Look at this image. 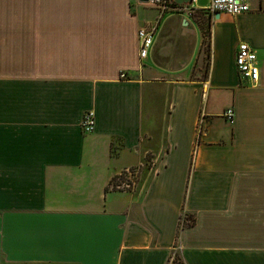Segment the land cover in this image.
<instances>
[{
	"label": "crops",
	"instance_id": "0c3cea01",
	"mask_svg": "<svg viewBox=\"0 0 264 264\" xmlns=\"http://www.w3.org/2000/svg\"><path fill=\"white\" fill-rule=\"evenodd\" d=\"M249 2L217 18L0 0V264H264V0Z\"/></svg>",
	"mask_w": 264,
	"mask_h": 264
},
{
	"label": "built area",
	"instance_id": "2783aa9c",
	"mask_svg": "<svg viewBox=\"0 0 264 264\" xmlns=\"http://www.w3.org/2000/svg\"><path fill=\"white\" fill-rule=\"evenodd\" d=\"M198 0H193L190 5H178L172 0H148L146 5L155 8L163 16L168 12L189 13L195 10L194 4ZM212 14L225 13L232 16L248 13L251 11L249 0H209L208 5L200 9ZM140 52L139 56L142 61L148 58L149 52L154 43L155 29H141L139 31ZM236 66L238 73L242 79L250 83L256 84L260 80V68L258 66V56L256 51L246 42L238 45L236 53ZM126 75H122L125 78ZM224 117L232 122L235 118L234 109H228L224 113ZM86 132L94 130L95 117L93 112H88L82 123ZM173 259V257H172Z\"/></svg>",
	"mask_w": 264,
	"mask_h": 264
},
{
	"label": "rangeland",
	"instance_id": "374dc122",
	"mask_svg": "<svg viewBox=\"0 0 264 264\" xmlns=\"http://www.w3.org/2000/svg\"><path fill=\"white\" fill-rule=\"evenodd\" d=\"M209 0H199L198 1V5L200 7H204L208 4ZM204 33L206 34V37L209 36V29H208V23L202 21V23L200 24ZM138 170H134L133 172H127V171H124L122 172L120 175H118V178L115 180V184H119V186H117L116 188L117 189H131V188H134L136 182L138 181ZM114 184V185H115ZM188 220V218H187ZM180 260V257H178L177 255H174L173 256V259H172V263L173 264H176L178 263Z\"/></svg>",
	"mask_w": 264,
	"mask_h": 264
},
{
	"label": "water",
	"instance_id": "95a60500",
	"mask_svg": "<svg viewBox=\"0 0 264 264\" xmlns=\"http://www.w3.org/2000/svg\"><path fill=\"white\" fill-rule=\"evenodd\" d=\"M141 2H147L148 0H140ZM174 3L178 5H190L193 0H172ZM220 16V14H217V18Z\"/></svg>",
	"mask_w": 264,
	"mask_h": 264
},
{
	"label": "trees",
	"instance_id": "16d2710c",
	"mask_svg": "<svg viewBox=\"0 0 264 264\" xmlns=\"http://www.w3.org/2000/svg\"><path fill=\"white\" fill-rule=\"evenodd\" d=\"M132 172L134 171L133 169L131 170ZM118 178V176L117 177H115V178H113V180L111 181V185H112V187L114 188V189H117L116 187L117 186H119V184H115V180ZM115 184V185H114Z\"/></svg>",
	"mask_w": 264,
	"mask_h": 264
}]
</instances>
